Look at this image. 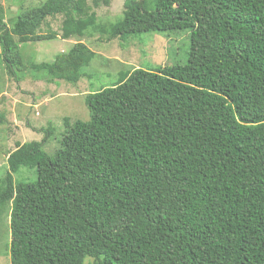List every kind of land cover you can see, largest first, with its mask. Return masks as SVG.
Returning <instances> with one entry per match:
<instances>
[{
    "label": "trees",
    "instance_id": "obj_1",
    "mask_svg": "<svg viewBox=\"0 0 264 264\" xmlns=\"http://www.w3.org/2000/svg\"><path fill=\"white\" fill-rule=\"evenodd\" d=\"M123 6L101 27L109 39L189 30L187 61L120 71L84 97L88 120L64 117L54 152L50 126L8 153L10 264H264V0ZM96 9L45 0L9 26L0 3L9 74L23 68L19 43L54 38L38 31L49 17L63 16V38L83 37L100 26ZM93 55L78 40L30 67L76 83ZM21 167L36 179L15 180Z\"/></svg>",
    "mask_w": 264,
    "mask_h": 264
},
{
    "label": "rangeland",
    "instance_id": "obj_2",
    "mask_svg": "<svg viewBox=\"0 0 264 264\" xmlns=\"http://www.w3.org/2000/svg\"><path fill=\"white\" fill-rule=\"evenodd\" d=\"M24 8L19 10L18 2L0 0L3 21L11 25V20L22 11L40 6L45 0H21ZM96 9L100 26L90 28L85 36L63 38L61 26L62 15L49 17L38 30L43 34L50 33L54 38L49 40L19 43L22 69L14 68L9 74L3 60L0 58V176L5 173L9 152L16 148L17 143L41 140L46 128L55 129L43 144L48 153L59 147L58 137L63 133L64 117L70 122L89 119V110L84 97L101 87L109 86L119 79L120 71H130L133 68L171 65L185 63L188 52L193 45L191 32L182 30L159 34L146 32L121 40L109 39L101 27L122 18L124 0H88ZM18 10V11H17ZM135 37V38H134ZM214 37V36H213ZM211 37V40H213ZM15 41L17 37L13 35ZM82 41L94 55L88 66L82 69L76 83L62 79L51 78L48 72L30 67L33 62L53 61L56 54L66 52L74 42ZM0 45V54H1ZM36 171L21 167L14 174L15 180H34ZM8 207L0 208V264H10L9 243L10 227Z\"/></svg>",
    "mask_w": 264,
    "mask_h": 264
}]
</instances>
